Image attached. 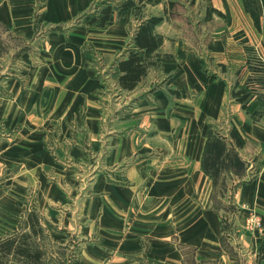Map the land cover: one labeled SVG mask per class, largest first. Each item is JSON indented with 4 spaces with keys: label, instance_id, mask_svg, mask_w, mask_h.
<instances>
[{
    "label": "crops",
    "instance_id": "0c3cea01",
    "mask_svg": "<svg viewBox=\"0 0 264 264\" xmlns=\"http://www.w3.org/2000/svg\"><path fill=\"white\" fill-rule=\"evenodd\" d=\"M209 2L199 20L196 0H0V198L24 219L6 238L28 233L39 246L41 233L72 252L46 264H264V224L242 230L237 247L220 239L216 185L201 169L209 139L231 145L245 169L221 175L247 180L234 193L238 221L252 212L263 222V101L242 109L230 95L231 60L194 53L225 28L205 33L200 22L226 19L243 35L234 46L264 59V0H255L259 28L243 0ZM152 17L162 18L158 46L146 54L133 39ZM132 52L144 74L129 90L120 62Z\"/></svg>",
    "mask_w": 264,
    "mask_h": 264
},
{
    "label": "rangeland",
    "instance_id": "374dc122",
    "mask_svg": "<svg viewBox=\"0 0 264 264\" xmlns=\"http://www.w3.org/2000/svg\"><path fill=\"white\" fill-rule=\"evenodd\" d=\"M184 1V0H182ZM194 1V0H193ZM195 7L192 9V16L196 17V19L199 18V20L203 19L204 15V7L206 5L207 1H210L209 3H217L219 4L220 0H196ZM222 1V0H221ZM237 0H230L232 5H236ZM180 9V8H178ZM176 13V12H175ZM174 20L176 22H179L181 20V17L178 13L174 15ZM206 22V21H205ZM200 22L201 23V30H203L205 33L214 29L218 28V26L223 25L225 28L224 30H219V32H216V34L213 37H210L207 35L205 39H203L204 43H211L209 48H206L205 46L203 47L201 45V48L198 50H194L195 55H198L199 59H205L208 61L213 60V55H216L214 53H219L217 60H221V58H225L228 60H231L230 66L231 68L228 69L227 71L229 72L228 77L231 81V86H234L235 81L237 80L235 71L236 69L240 66L241 63L244 62L245 60L249 59L250 64L254 65L256 64V58H260V55L256 53V51L251 48L245 46H242L241 48L244 50H237L241 48H236V46L239 43L237 39L240 40V42H243V39H240L243 35L237 36L239 32H235L238 29L237 24L230 25L226 21V19H218L213 22ZM240 24L241 26L245 27V21L240 18ZM1 31V29H0ZM187 30L186 33L187 34ZM236 36V38H233V36ZM235 43V44H233ZM224 44V45H223ZM226 45H231L230 48H226ZM2 48V47H1ZM236 49V50H235ZM246 49V50H245ZM261 54V53H260ZM262 56V55H261ZM245 58V59H244ZM237 61H241L240 63ZM238 63V64H237ZM228 67V66H227ZM246 69L244 70V73H246V77H243L242 79L245 81V79H254V81L257 79H263L264 73L263 72H253L250 70V67H245ZM245 76V75H244ZM250 77V78H249ZM241 78V77H238ZM260 87V86H257ZM260 90L262 88H259ZM262 93V92H258ZM255 99V97L253 98ZM261 102L260 100H256ZM263 102L258 103L257 109H262L263 108ZM227 118V115H226ZM218 129L224 130L225 125L224 122L219 121L215 124ZM251 170H254L256 172L257 166L256 164L252 163ZM237 178L229 175V176H220V179L218 180L217 185L213 189V194L211 196V207L217 212L220 220V239L224 241L225 246L229 245L232 243L233 246L237 247L239 243L240 237L242 238V230H245L246 228L250 230L251 228L260 230L262 229V225L264 224V220H262L258 217H256L252 212H249V216L245 219V217H242V221H238V211H239V206L237 202L234 200V193L236 191V188L243 182H247V180H243L241 182H236ZM235 181V182H234ZM8 196H3L0 198V241L6 239L7 235H9L11 232V228H8L11 225H17L19 227V223L23 222L24 219H22L20 216H18V212L13 203L10 199H8ZM258 218V219H257ZM29 219V218H28ZM22 233V232H19ZM17 235V234H16ZM259 235L264 238V230L259 232ZM40 241H39V246H35L30 242V239L28 240L27 243L31 244L32 247L35 249L42 250L44 255L42 257L43 264H46V260H53L52 258H59V259H65L66 257H70L72 252L68 251L67 247H58L56 245V242H53L50 244L49 242L45 240V237L39 234ZM9 238V237H8ZM48 242V243H47ZM38 247V248H36ZM42 249H40V248ZM230 252L233 255H236V252L233 251V248L230 249ZM17 258V257H16ZM9 260H12V257H8ZM68 259V258H67Z\"/></svg>",
    "mask_w": 264,
    "mask_h": 264
},
{
    "label": "trees",
    "instance_id": "16d2710c",
    "mask_svg": "<svg viewBox=\"0 0 264 264\" xmlns=\"http://www.w3.org/2000/svg\"><path fill=\"white\" fill-rule=\"evenodd\" d=\"M137 1L138 4L142 5H153L161 2V0ZM243 3L246 12H248L253 19L254 25L256 28H259L255 0H243ZM173 5V2H168L169 9H172ZM209 12L216 13L218 16L222 17V14L214 9H207L206 17L207 15L209 16ZM161 21L162 18L152 17L139 27L133 39L136 48L144 50L146 54H149L157 48L158 41L156 42L155 38L152 36V28ZM141 62L142 59L135 52L130 53L127 60L120 62V69L124 72V75L119 78V82L123 88L132 89L144 74V68H141ZM245 63L253 72L264 73V65L260 63L259 58H256V64L254 65L250 64L249 59H247ZM238 86L237 83L234 85L230 95L237 103L241 104L242 109H246L254 97L264 102V77L263 79H257V81L247 78L244 87L237 89ZM259 88L262 89L260 90ZM261 116L262 112L255 111L252 113V118L254 120H258ZM201 169L211 178L214 185H217L219 177L223 172L234 170L239 174L242 173L245 169V162L231 145L227 144L220 137H213L205 144L201 159ZM28 224L31 226V219H28ZM29 239L30 235L22 232L0 241V264H43V251L35 249L31 244L27 243ZM8 257H12L13 259L9 260Z\"/></svg>",
    "mask_w": 264,
    "mask_h": 264
},
{
    "label": "built area",
    "instance_id": "2783aa9c",
    "mask_svg": "<svg viewBox=\"0 0 264 264\" xmlns=\"http://www.w3.org/2000/svg\"><path fill=\"white\" fill-rule=\"evenodd\" d=\"M259 60H260L261 64L264 65V59L260 57Z\"/></svg>",
    "mask_w": 264,
    "mask_h": 264
}]
</instances>
